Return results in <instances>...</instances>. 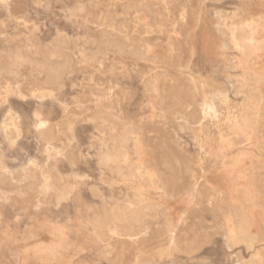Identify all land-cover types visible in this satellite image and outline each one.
Returning a JSON list of instances; mask_svg holds the SVG:
<instances>
[{"label": "rangeland", "instance_id": "1", "mask_svg": "<svg viewBox=\"0 0 264 264\" xmlns=\"http://www.w3.org/2000/svg\"><path fill=\"white\" fill-rule=\"evenodd\" d=\"M0 264H264V0H0Z\"/></svg>", "mask_w": 264, "mask_h": 264}, {"label": "bare ground", "instance_id": "2", "mask_svg": "<svg viewBox=\"0 0 264 264\" xmlns=\"http://www.w3.org/2000/svg\"><path fill=\"white\" fill-rule=\"evenodd\" d=\"M139 1H140V0H139ZM130 5H131V4H130ZM123 6H124V5H123ZM128 6H129V5H128ZM134 7H135V6H134ZM131 10H132V9H131ZM149 14H150V13H149ZM153 20H154V19H153ZM260 20H261V19H260ZM243 23H244V22H243ZM257 24H258V23H257ZM248 28H249V27H248ZM125 29H126V28H125ZM258 29H259V28H258ZM239 30H240V29H239ZM256 30H257V29H256ZM126 31H127V30H126ZM243 32H244V31H243ZM245 32H247V31H245ZM116 33H117V32H116ZM237 34H240V33H237ZM237 34H236V35H237ZM249 34H250V33H249ZM249 34H248V35H249ZM245 35H247V34H245ZM252 36H253V35H251V38H252ZM237 37H238V36H237ZM241 37H242V36H241ZM244 38H245V37H244ZM239 39H240V38H239ZM241 39H242V38H241ZM247 39H248V38H247ZM249 39H250V38H249ZM252 39H253V38H252ZM111 40H112V39H111ZM245 40H246V39H245ZM236 41H237V39H236ZM242 41H243V40H242ZM239 42H241V41H239ZM243 42H245V41H243ZM243 42H242V43H243ZM246 42H247V41H246ZM246 42H245V43H246ZM142 43H143V42H142ZM245 43H244V44H245ZM112 44H113V43H112ZM130 44H131V43H130ZM135 44H136V43H135ZM237 44H238V43H237ZM240 44H241V43H240ZM137 45H138V44H137ZM55 46H56V45H55ZM125 46H126V45H125ZM245 46H246V44H245ZM247 46H248V44H247ZM252 46H253V44H252ZM105 47H106V46H105ZM110 47H111V46H110ZM120 47H122V46H120ZM120 47H119V48H120ZM138 47H139V46H138ZM20 48H21V47H20ZM53 48H54V47H53ZM53 48H52V50H53ZM62 48H63V47H62ZM108 48H109V47H108ZM243 48H244V47H243ZM246 48H247V47H246ZM247 49H251V48H247ZM16 50H17V49H16ZM46 50H47V48H46ZM135 50H136V49H135ZM241 50H244V49L241 48ZM241 50H240V51H241ZM53 51H54V50H53ZM53 51H52V52H53ZM57 51H58V50H57ZM60 51H61V48H60ZM122 51H123V50H122ZM248 51H249V50H248ZM257 51H258V50H257ZM117 52H118V51H117ZM135 52H136V51H135ZM138 52H139V51H138ZM242 52H243V51H242ZM255 52H256V51H255ZM44 53H46V52H44ZM56 53H57V52H56ZM243 53H244V52H243ZM256 53H257V52H256ZM17 54H18V53H17ZM48 54H50V53H48ZM61 54H62V53H61ZM127 54H128V53H127ZM131 54H132V53H131ZM245 54H246V53H245ZM40 55H41V54H40ZM45 55H46V54H45ZM52 55H53V54H52ZM62 55H63V54H62ZM16 56H17V55H16ZM18 56H19V55H18ZM18 56H17V57H18ZM38 56H39V55H38ZM47 56H48V58H51V57H52L51 55H50L51 57H49V55H46V57H47ZM57 57H58V55H57ZM62 57H63V56H61V58H62ZM31 58H32V57H31ZM38 58H39V57H38ZM42 58H44V57H42ZM48 58H45V59H48ZM61 58H60V60H61ZM17 59H18V58H17ZM29 59H30V58H29ZM56 59H57V58H56ZM63 59H64V58H63ZM66 59H67V58H66ZM70 59H71V58H70ZM18 60H19V59H18ZM20 60H22V59H20ZM23 60L25 61V59H23ZM34 60H35V59H34ZM52 60H53V59H52ZM8 61H9V60H8ZM11 61H12V60H11ZM14 61H15V60H14ZM16 61H17V60H16ZM29 61H30V60H29ZM46 61H48V60H46ZM49 61H50V60H49ZM70 61H71V60H69V62H70ZM32 62H33V61H32ZM32 62H31V63H32ZM35 62H36V64H37V60H36ZM43 62H45V61H43ZM43 62H42V64H43ZM56 62L59 63L58 60H57ZM6 63H7V62H6ZM16 63H18V62H16ZM39 63H40V62H39ZM53 63H54V62H53ZM66 63H67V62H66ZM66 63H65V65H67ZM9 64H10V63H9ZM33 64H35V63L33 62ZM42 64H41V65H42ZM45 64H46V62H45ZM47 64H48V63H47ZM54 64H55V63H54ZM5 65H8V63L5 64ZM10 65H13V64L11 63ZM55 65H56V64H55ZM63 65H64V64H63ZM243 65H244V64H243ZM13 66H15V65H13ZM35 66H36V65H35ZM43 66H44V64H43ZM61 66H62V65H61ZM61 66H59V67H61ZM7 67H8V66H7ZM39 67H41V66L39 65ZM59 67H58V68H59ZM64 67H65V66H64ZM49 68H50V67H49ZM55 68H56V67H55ZM58 68H57V69H58ZM62 68H63V67H62ZM10 69H11V67H10ZM68 69H69V68H68ZM11 70H12V69H11ZM43 70H44V69H43ZM50 70H51V69H50ZM14 71H15V70H14ZM37 71H38V70H37ZM51 71H53V70H51ZM62 71H63V70H62ZM15 72H16V71H15ZM59 72H61V68H60ZM53 73H54V72H53ZM56 73H57V72H56ZM61 73H62V72H61ZM159 73H160V72H159ZM13 75H14V74H13ZM49 75H50V74H49ZM49 75H47V76H49ZM58 75H59V74H58ZM49 77H50V76H49ZM49 77H48V78H49ZM51 77H53V76L51 75ZM57 77H58V76H57ZM59 77H61V76H59ZM52 79H53V78H52ZM55 79H56V78H55ZM148 79H149V78H148ZM43 80H44V79H43ZM49 81H50V80H48V82H49ZM53 81H54V80H52L51 82H53ZM56 81H57V80H56ZM50 84H52V83H50ZM55 84H57V83H55ZM52 85H53V84H52ZM242 90H244V89H242ZM246 94H247V93H246ZM245 98H247V97H245ZM248 99H249V98H248ZM255 99H256V98H255ZM239 106H240V105H239ZM249 107H250V106H249ZM236 110H237V109H236ZM239 112H240V111H239ZM213 113H214V112H213ZM244 113H245V112H244ZM246 117H247V116H246ZM241 122H242V121H241ZM120 138H121V137H120ZM121 159H122V158H121ZM119 160H120V159H119ZM130 160H131V159H130ZM120 163H121V161H120ZM123 176H124V175H123ZM144 181H145V180H144ZM131 183H133V182H131ZM135 195H136V194H135ZM136 196H137V195H136ZM134 197H135V196H134ZM119 206H120V205H119ZM152 208H153V207H152ZM110 209H111V208H110ZM115 209H117V208H115ZM115 209H114V210H115ZM118 209H119V208H118ZM92 210L95 211V209H92ZM112 210H113V209H112ZM132 210H134V209H132ZM135 210H136V209H135ZM139 210H140V209H139ZM94 211H93V212H94ZM137 211H138V208H137ZM154 211H156V210H154ZM107 212H108V211H107ZM109 212H110V211H109ZM138 212H139V211H138ZM140 212H141V211H140ZM140 212H139V213H140ZM129 213H131V212H129ZM135 213H137V212L134 211V214H135ZM103 214H104V213H103ZM132 214H133V212H132ZM139 215H140V214H139ZM141 216H142V214H141ZM127 217H128V216H127ZM237 217H238V216H237ZM243 217H244V215H243ZM92 218H93V217H92ZM101 218H102V216H101ZM125 218H126V217H125ZM233 218H234V217H233ZM127 219H128V218H127ZM131 219H132V218H131ZM93 220H94V219H93ZM96 220H97V218H96ZM102 220H103V219H102ZM103 221H105V219H104ZM106 221H107V219H106ZM234 221H235V220H234ZM90 222H91V221H90ZM94 222H95V220H94ZM109 222H110V220H109ZM109 222H108V223H109ZM236 222H237V223H236V225H237V224H238V221H236ZM97 223H98V222H97ZM100 223H101V222H100ZM140 223H141V222H140ZM105 224H106V223L104 222V223H103V226H104ZM126 224H128V223H126ZM131 224H132V222H131ZM131 224H130V225H131ZM98 225H99V223H98ZM101 225H102V224H101ZM132 225H133V224H132ZM107 226H108V225H107ZM122 226H123V225H122ZM124 227H125V226H124ZM127 227H128V226H127ZM127 227H126V228H127ZM133 227H135V226L133 225ZM133 227H131V228H133ZM137 227H138V226H137ZM96 228H97V227H96ZM121 228H122V227H121ZM103 229H104V227H103ZM127 229H128V228H127ZM129 229H130V227H129ZM129 229H128V230H129ZM134 229H135V228H134ZM134 229H133V230H134ZM235 229H236V227H235ZM97 230H98V228H97ZM101 230H102V229H101ZM123 230H124V229H123ZM128 230H127V232H128ZM130 230H132V229H130ZM244 230H245V229H244ZM98 231H100V230H98ZM102 231H103V230H102ZM125 231H126V230H125ZM235 231H236V230H235ZM100 232H101V231H100ZM103 232H105V231H103ZM129 232H131V231H129ZM238 232H239V231H238ZM98 233H99V232H98ZM105 233H106V232H105ZM129 234H130V233H129ZM238 234H239V233H238ZM249 234H250V233H249ZM94 235H95V234H94ZM105 235H106V234H105ZM240 235H241V234H240ZM107 236H108V235H107ZM130 236H132V235H130ZM103 237H104V236H103ZM108 237H109V236H108ZM249 237H250V236H249ZM249 237H248V235H247V236L244 235V237L240 238L239 240H235V242H236L237 244H240L241 242H244L248 247H251V246L254 244V242H253ZM253 240H254V239H253ZM134 241H135V240H134ZM246 245H245V246H246ZM229 248H232V246L229 245ZM250 249H251V248H250Z\"/></svg>", "mask_w": 264, "mask_h": 264}]
</instances>
